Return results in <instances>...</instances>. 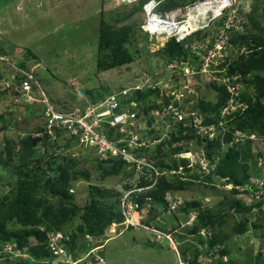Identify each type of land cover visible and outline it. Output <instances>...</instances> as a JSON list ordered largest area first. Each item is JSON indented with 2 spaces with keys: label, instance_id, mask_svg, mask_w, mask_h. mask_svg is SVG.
Returning <instances> with one entry per match:
<instances>
[{
  "label": "trees",
  "instance_id": "trees-1",
  "mask_svg": "<svg viewBox=\"0 0 264 264\" xmlns=\"http://www.w3.org/2000/svg\"><path fill=\"white\" fill-rule=\"evenodd\" d=\"M195 1L166 0L160 6V10L166 11L178 6H186ZM140 3L142 5V1ZM136 5L138 4H134L130 10H124L117 15L114 25L103 23L98 50L100 70H111L134 62L135 57L129 54L125 45L135 38L136 29H140V32L144 34L143 39L149 40L141 30L140 24H131L121 28L118 26L138 11L139 8H135L138 7ZM250 22L251 29L247 30L249 24L244 21L246 25L244 33L233 29L231 40L235 47H246L248 53L245 52L240 56L237 54L236 59L228 67L227 64H223L222 67L226 66L228 70L218 74L221 78H230L231 86L238 83L233 81L232 77L236 73L241 75L242 82H239L245 88L236 96V101L243 106L230 115L222 116L221 112L228 105L231 94L227 85L214 84L211 87L218 92L216 102L201 100L199 108H193L194 110L198 108L199 112L204 114L203 124L205 126L216 124L219 127V121L227 122L228 129L225 132L213 140H210L208 135L197 136L195 133L188 132V129L173 119L171 115L163 116V109L169 104V98L162 95L160 87L155 89L146 87L134 92L129 102L134 101L143 109L147 126L152 128L151 131H140V133L144 136L149 133L153 135V139L158 141L155 143L147 141L144 147L134 151L138 158L151 163L154 169L149 166L138 169L114 157L107 160L97 157L95 160L103 180L117 177L120 174L126 178H134L135 173L139 174L137 179L124 189L133 191L131 196L139 201L141 213H145L148 209L145 199L152 198L149 217L145 224L148 226L153 223L156 229L165 234L173 235L177 232L167 230L164 222L155 221L157 217H162L163 211L169 208L167 195L179 198L181 194L195 191L194 188L198 187V190L205 188L204 195L214 193L223 198L211 209L210 207L202 209L201 201L196 198L185 200L177 210L182 217L179 221L180 226L188 220L190 213H196L198 217L193 226L183 228L175 235L181 242H185L189 239L184 234L187 233L188 237H191L190 240L194 242L192 250L196 252L195 258L189 264H197L201 255L199 246L205 247L207 256H211L212 252L215 253L217 247L223 246L219 251L221 257L229 256L228 245L231 244L232 238L244 235L251 226L260 229L261 237L264 236V225L262 224L264 221L263 153L258 150L255 154L254 149L257 147L251 139L242 138L243 142L241 140L234 142L235 133L238 131L252 135L254 138L264 139V25L252 17ZM218 32L219 28L212 24L209 28L194 33L186 43L202 41L204 38L215 39ZM162 49L158 53L162 54L168 66L174 61L180 62L190 58L183 43H177L174 39L169 40ZM17 65L21 69L28 70L25 61L18 62ZM167 70L173 73L171 77L175 79L172 86L184 85L186 78L183 72L179 71L175 74V70L171 71L169 67ZM23 80L22 75H17L18 83ZM2 94L5 95L6 92H1L0 96ZM87 95L88 99L95 100L91 92ZM159 123H161L162 130H160L161 127L156 129ZM5 125L7 126L4 124L3 128ZM24 137L16 140L6 139L4 149H1L0 145V165L10 163L17 156L21 163L16 166L19 176L15 184H10L12 188L8 193L0 195V250L2 251L6 245H13L16 251L21 255H28L27 257L35 264H52L54 259L55 264H62L48 247L50 233L63 235L65 239L62 243L73 261L79 260L80 254L88 253L97 246H102L101 250L105 249L104 245L109 240L106 236L108 229L113 224L121 225L125 220L123 209L119 204L124 191L112 190L106 186H92L89 200L81 206L76 201V194L71 190L74 189L79 179H90L91 176L80 166L81 162L70 154L78 145V141L60 130H56L51 135L44 122V116L41 123L36 122V125ZM195 139L197 146H202L205 152L203 158L208 172L202 171L198 165L194 166L195 164H191L190 160L179 157L181 152L191 148L190 142ZM61 151L64 154H61ZM258 156L263 158L260 168L257 167L256 158ZM254 171L263 173L261 185L258 184ZM1 179L3 177L0 176ZM221 188L227 190H220ZM254 212L258 213L254 214ZM249 215H258L256 217L259 221L256 218L251 220ZM234 217L235 225L227 231L229 220ZM76 219H81L82 222L73 229ZM209 228L213 229V235L211 239L206 240L199 234V231ZM143 230L147 231L145 228ZM148 243L154 242L150 240ZM179 253L181 254L180 251ZM95 254L96 252L90 254V260L96 259ZM259 256H257L258 259L261 257ZM30 259L12 261L0 255V264H30ZM231 259L226 264H229ZM184 260L188 263L185 257ZM81 263L84 262L79 264Z\"/></svg>",
  "mask_w": 264,
  "mask_h": 264
},
{
  "label": "rangeland",
  "instance_id": "rangeland-1",
  "mask_svg": "<svg viewBox=\"0 0 264 264\" xmlns=\"http://www.w3.org/2000/svg\"><path fill=\"white\" fill-rule=\"evenodd\" d=\"M263 1L235 0V5L232 8H238L240 5L239 10L250 11L244 16V21L249 24L247 30L251 29V17L258 20L261 25H264ZM136 6L138 7L135 8H140L141 3ZM254 6H256V9H254ZM132 7H120L117 5L116 0H0V57L13 66H17L16 62L25 61L28 70L33 74L40 88L57 109L59 107L72 108L83 103L84 96L79 95L73 85H80L83 94L86 96H88V92H91L92 97L97 102H102L110 94L119 93L125 88L143 84L142 76L146 78L152 76L154 78L151 79L153 85L160 80L163 81L164 85H172L175 81L171 77L173 73L167 70L168 65H166L164 57L158 53L163 48L161 46L163 44L151 40L147 35L145 37L149 40L143 39L144 34L140 32V29H136V36L131 40V43L125 45L129 54L135 57L134 62L106 71L98 68L99 37L103 23L114 25L117 15H120L124 10H130ZM232 8L228 9L225 15L217 19L213 26L220 29L224 21L227 20ZM231 46L233 48V43H231ZM236 50L235 53L239 52L238 56L245 52L248 53L244 46L236 47ZM9 73H11L9 67L0 61V74L8 75ZM238 81H241V76L236 80V82ZM186 82L187 78L184 83ZM194 83L192 87L196 89V95L182 103L185 109L188 106L192 109L194 107L199 108L201 100L216 102L218 92L211 85L220 86L226 83V79L219 77L218 74L216 76L212 74V77L207 74V77L201 79V82ZM238 87L239 89L230 91L231 96H234L240 90L239 94L245 88L243 84ZM36 97L39 98L38 95ZM20 101L27 105L25 114L15 104L12 91L0 96L1 149L5 148L4 141L6 139L25 138L24 136L28 134V131L36 125V122L41 123L44 116L45 108L40 103H34L26 98H21ZM229 103L231 106L227 105L221 115L225 113V110L238 109V106H232V99H230ZM142 118L145 120L146 117L142 116ZM226 123L216 129L221 133L225 132L228 129V124ZM2 124H7V126L5 125V128H3ZM160 124H158V128L161 127ZM160 130H162V127ZM208 137L210 140L216 139V136L212 134ZM242 138L253 140L254 145L257 147V149H254L255 154L260 150L264 158V139L254 138L252 135H246L238 131L235 133L234 142L240 140L243 142ZM190 143L195 144L196 139ZM190 149L193 150V153H198V148ZM70 154L81 162L80 166L88 171L91 176L90 179H79L74 189L71 190V192L76 194V201L81 206L84 205L85 201L89 200L90 187L99 185L102 187L106 186L112 190L125 191L124 187L131 184L139 176V174L135 173L134 178H126L123 174H120L117 177L103 180L95 164L97 158L95 148L84 149L76 146ZM88 155L89 157H87ZM199 156L198 153L196 158ZM263 158L259 156L256 158L258 168L261 167ZM20 164L17 156L10 163L3 166L0 165V176L3 177L0 180L1 196L8 193L12 188L10 184H15L16 178L19 176L16 166ZM255 175L258 184L261 185L263 183V173L260 171L255 173ZM194 189L195 191L181 194L183 199L181 200L185 202V200L197 198V200L204 201L205 197H208L206 202H202V205L205 206L207 203L208 207H213L223 199L214 193L206 194L208 196L204 195L203 191H205V188L198 190V187H195ZM220 190L227 189L221 188ZM168 199L171 200V197H168ZM257 213L254 212V214ZM256 216L249 215L251 220L256 218L259 221ZM179 218L182 220L180 212H176L170 217H165L167 230L180 233L183 228L180 226ZM81 222V219H76L73 229ZM235 222V217L229 220L227 231L231 230ZM262 224L264 225V221H262ZM179 226L180 228H178ZM186 227H188L187 224ZM108 232L109 236L112 234L118 235L106 241L105 249L96 252L95 256L103 258L104 261L93 262L95 259L90 260L88 253H82L79 257L82 258L83 264H181L182 260L185 261L184 257L188 263L195 258L196 252L192 250L194 242L190 240V242L182 244L179 237L175 236L177 235L176 233L173 236H175L178 244L176 248H173V245L171 243L169 245L167 240H156L153 233L138 227L128 228L124 232V229L118 225H112ZM184 234L190 239L187 233ZM150 240L154 243L149 244ZM228 248L230 253L224 259L226 261L232 258L231 261L236 264H264V236L261 237L260 229H255L251 226L244 235L233 237ZM184 250L185 253H183ZM201 252V246H199V254ZM0 255L8 257L12 261L30 259L27 257L28 255H21L16 251L13 245L3 247V250H0ZM257 256L260 258L258 259ZM54 260L52 264H55ZM231 261L229 264H234ZM61 262L62 264L71 263L66 257H61ZM218 262L217 264H226L222 260ZM30 264L35 263L30 259Z\"/></svg>",
  "mask_w": 264,
  "mask_h": 264
},
{
  "label": "built area",
  "instance_id": "built-area-1",
  "mask_svg": "<svg viewBox=\"0 0 264 264\" xmlns=\"http://www.w3.org/2000/svg\"><path fill=\"white\" fill-rule=\"evenodd\" d=\"M141 1L142 0H116L117 5H134ZM164 1L165 0L145 1L143 9L146 11V19L141 28L150 38H154L156 42L163 44L161 45L162 47L171 39H174L177 43H183L190 58L180 62L174 61L168 67L169 69L175 70V74H178L179 71L183 72L185 78H187V82L184 83V85H180L179 87L164 85L162 80L157 81V83L153 85L151 80L152 76L147 78L142 76L141 80L144 81L143 84H136L132 88H125L119 93L110 94L102 102L95 101V103L93 100L85 97L80 85H73L75 91L78 92L79 95L84 96L85 99L83 103L72 108L66 109L60 107L57 109L52 105L44 91L40 88L34 76L11 66L4 58L0 57L2 63L9 65L17 72L12 75L11 78L8 77L4 83V87H2L0 91L8 90L12 91L14 94H18L14 100L15 103H18L21 98H26L44 106V122L51 135H53L56 130L63 131L65 135L74 137L75 140L78 141L77 147H82L84 149L95 148L97 153L96 157H99L101 160L114 157L122 159L128 165L132 167L135 166L138 169H141L143 166H149L154 169L151 163L147 162L145 159L138 158L137 154L134 152L144 147L147 141L148 143H155L158 141L153 139V135H149V133L145 136L140 133V131H151L152 128L148 127L146 121L142 118V116L145 118L143 109L136 102H129L131 95H134L133 93L136 91L143 90L145 86L152 89L160 87L162 95H166L169 98V104L163 109V116L171 115L172 118L176 119L184 128H193L198 135L212 131L214 128L204 126L203 117L199 114L198 110H194L190 106L185 109L182 103L186 99L196 95V89L192 87V85L195 84L194 82L201 81V79L207 77V74L212 77V74L216 76L218 73L226 71L228 65L235 60L234 57L239 54V52L235 53L237 50L234 44L233 48L231 46L234 32L232 30L234 29L240 33H244L246 30L244 23L245 15L240 13L239 6L238 8H232L235 5V0H197L190 5L178 6L170 10L161 11L159 8ZM202 3L211 7V14L213 15L212 21L221 18L226 14L228 9L232 8V11L228 14L227 20L224 21L215 39L204 38L202 41H195L187 44L186 41L190 39L191 35L203 28L197 25L196 31L192 32L191 26L188 25V23L191 22L199 24V17L201 15L196 16L192 10ZM213 8H215L214 11ZM222 9L223 14L220 15L219 13ZM209 12L210 11L207 13ZM186 25L188 26L184 28ZM227 59H229V61ZM223 64H227V67H222ZM176 69H178V71H176ZM17 74L18 76L22 75L24 78L20 83L17 82ZM196 76H200L201 79L198 81ZM240 76V74L234 75L232 77L233 81H236ZM225 79L226 83L224 84L228 86L229 91L239 88L237 85H230V78ZM36 95H38L39 98L36 97ZM237 95L238 92H236L234 96ZM231 99L233 103L232 106H235V98L232 97ZM229 106H231L230 103ZM233 110L234 109H230L229 111L225 110V113L230 114ZM158 127L157 124L156 129H159ZM167 128H169V126H167ZM109 135L111 137H109ZM179 157L188 159L192 157V153H181ZM196 159H198V157ZM195 163L196 160H191V164ZM132 192V190L124 191L120 200L123 215L125 216L123 223L125 229L130 226L138 228L144 227L152 231L159 241L165 239L172 242V235L170 233L165 234L154 227L145 226L144 220L149 217L148 212L149 208H151L152 198L147 197L145 199L148 209L145 213H141V205L135 197L131 196ZM168 197H171V200H169ZM166 200L169 204V208L162 212L163 216L176 214L177 210L184 203L180 198L171 195H167ZM162 221L163 219L161 216L156 218V222ZM64 239L61 233H50L48 235L49 247L53 255L60 261L61 257L67 258L64 244H62ZM67 259H69V257ZM100 260L102 261V259Z\"/></svg>",
  "mask_w": 264,
  "mask_h": 264
},
{
  "label": "clouds",
  "instance_id": "clouds-1",
  "mask_svg": "<svg viewBox=\"0 0 264 264\" xmlns=\"http://www.w3.org/2000/svg\"><path fill=\"white\" fill-rule=\"evenodd\" d=\"M166 1V0H165ZM164 1V2H165ZM197 1V0H196ZM163 2V3H164ZM264 2V1H263ZM140 2H138L137 4H139ZM145 3V0H142V5H141V7L139 8V9H143V4ZM162 3V4H163ZM191 4H193V3H191ZM190 5V4H189ZM118 6H120V7H122V6H134V5H118ZM240 6V5H239ZM138 9V10H139ZM144 10V9H143ZM159 10H160V8H159ZM246 10H240V13L242 14H244L245 16L250 12V11H248V12H245ZM144 12H145V19H146V11L144 10ZM145 21V20H144ZM216 21V20H215ZM215 21H212L211 22V24H210V26L215 22ZM144 22H142V23H140V27L142 26V24H143ZM198 26H199V24H197ZM210 26H205V27H207V28H209ZM246 26V25H245ZM205 27H203V28H201L200 30H198V31H201V30H205V29H207V28H205ZM141 30H142V28H141ZM143 31V30H142ZM198 31H196V32H198ZM144 32V31H143ZM195 32V33H196ZM146 34V33H145ZM194 34V33H193ZM192 34V35H193ZM147 35V34H146ZM191 35V36H192ZM149 38H150V36L149 35H147ZM233 38V37H232ZM151 40H155L154 38H151ZM156 41V40H155ZM3 64H5V63H3ZM16 65H17V62L15 63ZM7 67H9V69H10V71H11V73H9L8 75H5V74H1L0 75V89H2V87H4V83H5V81L8 79V77H10L11 78V76L12 75H14V74H16L17 72L13 69V68H11L9 65H7V64H5ZM11 66H13V65H11ZM13 67H16L17 69H20V70H22V71H25V72H27V73H30L32 76H33V74L30 72V70H25V69H21L18 65L17 66H13ZM218 74H220V73H218ZM236 74H238V73H236ZM235 74V75H236ZM18 75V74H17ZM200 77V76H199ZM201 78H199V79H197L198 81L200 80ZM201 82V81H200ZM240 84H242L241 82H239L238 81V83L236 84L237 86H239ZM235 85V86H236ZM239 89V88H238ZM240 91V90H239ZM238 91V92H239ZM1 92H3V91H0V93ZM4 92H6V93H8L9 91L8 90H5ZM230 92V91H229ZM13 95H14V100H15V98H16V94H14L13 93ZM85 97H86V95H85ZM232 97H234L235 98V103H236V106H238V109L237 110H239L242 106L241 105H243V104H240V103H238L237 101H236V96H231V98ZM87 98V97H86ZM230 98V99H231ZM95 101L96 100H94V103H95ZM230 101V100H229ZM34 103H37V102H34ZM228 105H229V102H228ZM60 108V107H59ZM224 110V109H223ZM199 111V110H198ZM233 111H236V110H233ZM232 111V112H233ZM223 112V111H222ZM221 112V113H222ZM232 112H230V114L232 113ZM199 114L203 117V121H204V114H201L200 112H199ZM230 114H227V113H224V114H222V116H225V115H230ZM16 123V122H15ZM225 124V122L224 121H219V123H218V125H219V127H221L222 125H224ZM205 126V125H204ZM206 127H210V128H214L212 131H209V132H207V133H205V134H202V135H198V134H196V131H194L193 129H188V132H190V133H195L196 135H198V136H205V135H208V136H210V134H213L214 136H216V138H218V136H219V134H221V132H219L216 128H217V125L216 124H212V125H210V126H206ZM214 133H216V134H214ZM209 138V137H208ZM210 139V138H209ZM191 144V148H198V153H199V157H198V159H196V155L198 154V153H193V150L192 149H189L188 151H183V152H181V153H192V157L191 158H188V160H193V161H195L196 160V163H195V165L194 166H196V165H198V166H200L201 168H202V171H206V172H208L207 171V164H206V162H205V160H204V153L205 152H203V147L202 146H200V147H198L197 146V144L195 143H190ZM180 153V154H181ZM180 199H182V196L181 197H179ZM208 197H205V199H204V201L203 200H201V208L202 209H205V208H209L208 207V205H207V203L205 204V206H203L202 205V202H206V199H207ZM197 199V198H196ZM183 200V199H182ZM120 204V203H119ZM184 204V203H183ZM216 204H218V203H216ZM215 204V205H216ZM214 207V206H213ZM212 207H210V209H211ZM170 217V216H172V214H170V215H166V216H163L162 215V217H163V221L162 222H166V220H165V217ZM177 218V217H176ZM193 218V219H192ZM197 215H196V213H190V215H189V217H188V220H186V222H183L182 223V225H181V228H184V227H186V224L188 225V227H191V226H193V224H195V222L197 221ZM167 219V218H166ZM179 220H181L180 218H179ZM146 220H144V222H145ZM155 221H156V219H155ZM124 223V222H123ZM121 224V225H118V224H113V225H118L120 228H123L124 229V232L129 228H126L125 229V225L124 224ZM160 223V222H159ZM166 224H167V222H166ZM145 226H147L146 224H145ZM130 227H133V226H130ZM147 227H154V225H153V223L152 224H150V225H148ZM133 228H135V227H133ZM141 228V227H140ZM143 229H144V227H142ZM155 228V227H154ZM148 232H151V233H153L152 231H150L149 229H147V228H145ZM157 230H159V229H157ZM160 231V230H159ZM108 232V231H107ZM175 233H178V232H175ZM154 234V233H153ZM171 234V233H170ZM199 234L204 238V239H206V240H208V239H211L212 238V235H213V229L212 228H209V229H201L200 231H199ZM118 235V234H117ZM155 235V234H154ZM172 235V234H171ZM88 239H90L89 237H87ZM109 238V237H108ZM155 238H156V240H158L157 239V237H156V235H155ZM110 239V238H109ZM190 239H191V237H190ZM190 239H187L185 242H181L182 244H184V243H186V242H190ZM163 241V240H162ZM168 241V243H169V245H170V243L173 245L172 247L173 248H176V246H177V242H176V240L174 239V236L172 235V242L171 241H169V240H167ZM63 244V243H62ZM65 248V247H64ZM101 248H102V246H97V247H95V248H93V250H91L90 252H88V255L90 256V254L91 253H95V252H97V250H101ZM222 248H223V246H219V247H217L216 248V252L215 253H213L212 252V254H211V256H207L206 255V252H205V247L204 246H201V255L199 256V258H198V261H197V264H217V263H219L218 261L219 260H222L223 261V263H226V262H228L229 260H224L225 258H227L228 256L226 255V256H223V257H221V255H220V253H219V251L220 250H222ZM65 251H66V255H67V258L69 257V259L68 260H71V263H69V264H74V263H76V264H79L80 262H82L83 260H82V258H79V260H77V261H73V259H72V257L71 256H69V252L67 251V249L65 248ZM214 251V250H213ZM215 254V255H214ZM99 258V256H97L96 257V259H95V261L96 262H98V261H100V259H98ZM103 261H104V259H102ZM181 264H189V263H186L185 261H181Z\"/></svg>",
  "mask_w": 264,
  "mask_h": 264
},
{
  "label": "water",
  "instance_id": "water-1",
  "mask_svg": "<svg viewBox=\"0 0 264 264\" xmlns=\"http://www.w3.org/2000/svg\"><path fill=\"white\" fill-rule=\"evenodd\" d=\"M194 13V12H193ZM195 14V13H194ZM220 15L223 14V9L220 11L219 13ZM213 19V15L209 14L208 17L204 20V21H200L199 22V26L201 27H205L206 26H210L211 22ZM145 20V12L143 9H139L137 12H135L132 16H130L129 18L125 19L124 21H122L121 23H119V27H125L131 24H140L142 22H144ZM199 76H196V79H199ZM109 232H106V236L109 238H113L115 237L117 234H112L111 236H109Z\"/></svg>",
  "mask_w": 264,
  "mask_h": 264
},
{
  "label": "bare ground",
  "instance_id": "bare-ground-1",
  "mask_svg": "<svg viewBox=\"0 0 264 264\" xmlns=\"http://www.w3.org/2000/svg\"><path fill=\"white\" fill-rule=\"evenodd\" d=\"M211 7L209 5H206V4H199L197 5V7H195L192 12L195 13L196 16H199V20L200 21H204V19H206L208 17L209 14H211ZM215 8H213V11H214ZM208 11H210L209 13H207ZM214 14V13H213ZM194 20V19H193ZM189 26H191L192 28V32L196 31V28H197V24L195 23H188ZM188 25H186L184 28H186ZM202 27V26H201Z\"/></svg>",
  "mask_w": 264,
  "mask_h": 264
},
{
  "label": "crops",
  "instance_id": "crops-1",
  "mask_svg": "<svg viewBox=\"0 0 264 264\" xmlns=\"http://www.w3.org/2000/svg\"><path fill=\"white\" fill-rule=\"evenodd\" d=\"M24 102L21 103V101H19L18 103H15L18 107L19 110H21V112H23V114H25V112L27 111V105L23 104ZM22 104V105H21ZM21 105V106H20ZM24 105V106H23ZM28 113V112H27ZM27 115V114H26Z\"/></svg>",
  "mask_w": 264,
  "mask_h": 264
}]
</instances>
